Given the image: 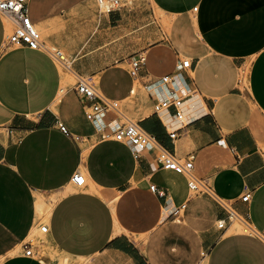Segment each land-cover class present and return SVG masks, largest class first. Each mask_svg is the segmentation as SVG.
Segmentation results:
<instances>
[{
  "label": "crops",
  "instance_id": "obj_1",
  "mask_svg": "<svg viewBox=\"0 0 264 264\" xmlns=\"http://www.w3.org/2000/svg\"><path fill=\"white\" fill-rule=\"evenodd\" d=\"M149 3L166 28L136 0L110 11L97 0H28L27 11L74 77L118 100L178 157L192 156L194 174L264 229V0ZM10 32L0 14V264H46L24 247L42 224L50 246L77 264H264V243L234 221L218 228L224 213L190 193L183 174L101 138L59 61L41 48L6 46ZM139 53L145 64L133 76L129 62ZM184 57L190 68L178 67ZM164 74L195 87L209 112L187 127L173 108L154 113L147 85L159 87ZM77 170L82 187L71 182Z\"/></svg>",
  "mask_w": 264,
  "mask_h": 264
},
{
  "label": "built area",
  "instance_id": "obj_2",
  "mask_svg": "<svg viewBox=\"0 0 264 264\" xmlns=\"http://www.w3.org/2000/svg\"><path fill=\"white\" fill-rule=\"evenodd\" d=\"M27 2L28 0H0V14L11 25V32L5 45H25L31 49L47 50L56 60L58 57L62 58L70 70L63 53L59 50L48 49L42 42L41 34L28 14ZM97 2L103 11H110L119 5V0H97ZM129 63L130 73L135 76L145 64V56L142 53L136 54ZM178 67L190 68V59L187 57L180 58ZM157 82L160 83V86L155 89L153 88L154 83L147 85L155 94L152 102L154 113L173 108L175 118L182 123L183 127H187L209 112L204 99L195 87L180 88L171 74L160 76ZM73 90L81 102L85 118L95 123L101 138L110 137L125 142L129 145L134 158H139L143 152L150 153L160 168L171 169L183 174L190 193L209 197L224 213V217L216 221L218 228L225 227L227 221L238 220L243 224V233L256 237L264 243V229L255 228L233 209L229 201L220 197L206 179L199 178L194 174L192 156L181 159L173 151L164 147L153 134L145 131L137 121L129 119L122 113L118 100L103 95L87 77L75 74ZM161 90L164 91L165 95L158 97L156 94ZM58 125L61 131L68 132L63 123L59 122ZM168 133L171 138H175L178 135V130L173 129ZM71 182L77 187H82L86 182L84 174L79 170L74 171ZM150 189L163 193L155 185H150ZM249 197L250 191H245L241 200L247 201ZM39 229L41 232H46L47 225L42 224ZM31 246L32 242L25 241L26 255L32 254Z\"/></svg>",
  "mask_w": 264,
  "mask_h": 264
},
{
  "label": "rangeland",
  "instance_id": "obj_3",
  "mask_svg": "<svg viewBox=\"0 0 264 264\" xmlns=\"http://www.w3.org/2000/svg\"><path fill=\"white\" fill-rule=\"evenodd\" d=\"M140 3H142L143 5H147V7L153 11L154 16H155V21L158 20L160 22V24H162L165 28L167 27V20L162 17L155 8H152V5L149 3V0H136ZM132 3L133 0H119V5H121L122 3ZM50 49L53 51V49L50 47ZM66 63L68 64V61H66ZM60 65V63H59ZM60 67V66H59ZM246 67H247V63H245V65L242 67L241 72L243 73V75L241 76V78H244L245 75V71H246ZM66 72L69 76V80L68 83H70L71 85L74 84L75 82V77L73 76V74L71 73V71L66 67ZM124 114L130 118L131 120H133L134 118H132L127 112H125L123 110ZM122 121H124V119H121ZM235 222V226H236V231L239 232H243V224L241 221H234ZM239 223V224H238ZM43 232H38L36 235H34L35 233H33L32 235L29 236V239L31 240L32 244L34 246H36V248H32L33 253L39 257L40 259H42L43 261H45L48 264H59L60 261H62V259L67 258V256H61L59 255L48 243V241L44 238V235L42 234Z\"/></svg>",
  "mask_w": 264,
  "mask_h": 264
},
{
  "label": "bare ground",
  "instance_id": "obj_4",
  "mask_svg": "<svg viewBox=\"0 0 264 264\" xmlns=\"http://www.w3.org/2000/svg\"><path fill=\"white\" fill-rule=\"evenodd\" d=\"M57 60L59 61V63H60V68H61V72L63 73V75H67V72H66V70H65V67H64V65L63 64H65L64 63V60L62 59V58H60V57H58L57 58ZM63 63V64H62ZM65 82V79H64V77H63V83ZM64 85V84H63ZM50 204V203H49ZM43 206H44V204H43ZM45 207V206H44ZM49 205H47L46 206V210L48 211L49 210ZM239 224V223H238ZM235 225V224H234ZM43 234V233H42ZM65 256H67V258H64V259H62V261L60 262L61 264H77V259H75V258H71L70 256H68V255H65ZM46 263V262H45ZM46 264H48V263H46Z\"/></svg>",
  "mask_w": 264,
  "mask_h": 264
}]
</instances>
